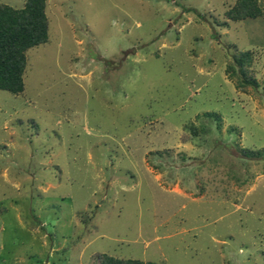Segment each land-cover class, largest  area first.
Segmentation results:
<instances>
[{
    "label": "rangeland",
    "instance_id": "1",
    "mask_svg": "<svg viewBox=\"0 0 264 264\" xmlns=\"http://www.w3.org/2000/svg\"><path fill=\"white\" fill-rule=\"evenodd\" d=\"M235 1L46 0L0 89V264H264V0Z\"/></svg>",
    "mask_w": 264,
    "mask_h": 264
},
{
    "label": "trees",
    "instance_id": "2",
    "mask_svg": "<svg viewBox=\"0 0 264 264\" xmlns=\"http://www.w3.org/2000/svg\"><path fill=\"white\" fill-rule=\"evenodd\" d=\"M46 0H24L20 8L0 2V89L18 94L23 91V72L26 65L25 51L47 41L48 20ZM231 20L254 18L260 14L255 0H236L225 12ZM248 53L234 55L239 76L235 81L238 90L244 91L252 82L246 76ZM234 73L232 65H228ZM98 264H155L138 259L117 258L108 254L96 256Z\"/></svg>",
    "mask_w": 264,
    "mask_h": 264
}]
</instances>
